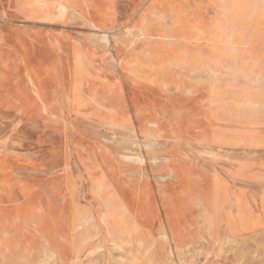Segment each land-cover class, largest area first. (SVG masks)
Returning a JSON list of instances; mask_svg holds the SVG:
<instances>
[{
	"label": "rangeland",
	"instance_id": "374dc122",
	"mask_svg": "<svg viewBox=\"0 0 264 264\" xmlns=\"http://www.w3.org/2000/svg\"><path fill=\"white\" fill-rule=\"evenodd\" d=\"M142 2L68 0L62 8L55 0H0V36L18 27L34 35L56 65L53 81L61 76L68 87L53 92L58 112L27 104L26 114L0 89L1 98H11L0 105V264H264V20L248 26L232 61L223 60L224 78L206 83L162 64L182 62L180 48L196 61L201 48L194 43L165 46L125 33L138 23ZM18 4L26 11L41 6L51 19L29 23L17 15ZM99 10L112 44L89 22ZM219 45L227 56V45ZM0 62L13 83L21 79L22 58L1 42ZM89 84L97 90L89 92ZM97 177L125 207L123 225L134 243L126 251L110 246L103 206L92 193ZM80 203L96 204L90 230L97 235L80 262L57 259L44 236L59 237L72 254L82 236L72 228ZM235 226L236 239L226 240ZM164 233L191 249L179 252L175 242H163ZM139 243L157 250L153 261L136 259Z\"/></svg>",
	"mask_w": 264,
	"mask_h": 264
},
{
	"label": "bare ground",
	"instance_id": "6f19581e",
	"mask_svg": "<svg viewBox=\"0 0 264 264\" xmlns=\"http://www.w3.org/2000/svg\"><path fill=\"white\" fill-rule=\"evenodd\" d=\"M29 1L30 0H28V2ZM55 1L62 8L65 4L68 5V0ZM185 1L186 0H143L138 23L131 27L127 26V31H125V33L129 36L135 38L137 37L139 39H145L151 42L159 41L160 43L165 44V46L173 45L175 41L182 46L186 42L194 43L196 47L201 48L200 54L199 56H197L199 57V59H196V61L191 63L189 60L194 56V53L192 54V51L188 50L187 48H180L178 49L179 54H185L182 57V62H178L177 59H171L169 62H163L162 64H164L165 69H167L170 73L178 72L179 74L188 77L193 76V74H197L200 75L206 83L208 80H210L212 83L216 84V80L224 78L225 71L229 66L227 63H224L223 60L229 58L230 61H232L231 59L238 53L236 46L244 45L248 40L251 34V30L248 26L254 23V26L257 29L258 24L263 23L264 17H259V15L264 12V0H188L194 7L193 17L192 10H189L186 7ZM29 5L31 6L32 4ZM101 6L102 4H100L99 8ZM17 7L19 9V12L20 10L23 12H21V18L32 20V24H36L37 21L51 19L46 11L39 9L41 8V6L39 8L35 6L30 10L27 9V11L19 4ZM96 12L92 15L91 18H89V22L97 30L103 32V37L107 44H112L111 37L113 38L114 32L109 29H101V24L103 23L104 17L101 14L100 10L97 13ZM2 14L4 16H9L6 7L3 8ZM255 18H261L262 20H257ZM28 38V35H24L25 41L28 40ZM0 39L3 41H8V44H11L12 41L14 42V40H16L14 37H10L8 34L1 35ZM219 44L227 45L223 46L227 56H223L222 53L220 54L218 52V50L220 49ZM23 51L24 65L21 70L26 73L25 78H27V80L21 81L22 77L20 76L21 79L13 83L10 70H8L7 67L0 62V89L7 91L8 94H12V100L18 101L21 104L22 113L24 114H26L27 112H31V109L27 106V104H29L30 106H41V108L43 107L46 112H58L55 111L56 98L53 96V92L55 88H57V86L61 89L62 92H66L68 88L66 86L67 81L65 80V78L63 80L61 76L60 78H57L59 81H56V79H54L53 81L52 75L53 73H56L57 70L52 69L48 74L44 73L41 67L36 66L33 63L32 51L28 49H23ZM154 54L156 55L157 52H154ZM219 56H222L221 59H219ZM126 64H130V66H137L136 64L138 63L134 60L128 59L126 61ZM62 81H64L63 88ZM164 85L165 88L168 87L166 82L164 83ZM181 85V83H175L174 89H180L182 87ZM191 88V86L188 87V92L191 91ZM107 91L108 90L106 89V91L102 90L101 92ZM11 98L0 97V105L4 108L6 107L4 106V104L10 105L11 103L9 100H11ZM221 112L222 110L218 111L217 114H220ZM140 144L141 147H143V144ZM140 159L141 161L147 160V158L145 159V156L142 155ZM92 182L93 197L97 198L96 201L100 202V205L103 206L105 212L104 222L107 227L108 235H111L112 241V245L110 246H113L114 249H120L124 251L130 249L134 243L131 241L132 236H130V232L128 230H125L123 225L125 220V207L118 201H116L117 199L115 197L107 196L106 190L103 187V182L100 177L94 178ZM174 204L179 208V199H174ZM91 205H82L80 203L76 204L75 206V220L73 221L72 228L75 232L74 234H77V236L82 234V236L78 241L76 240L74 242L73 245L75 247L71 248L73 256L71 253L68 255L69 257L65 255L66 249L64 246L59 244L60 238L55 235L53 236L48 232L44 236V239L46 241L45 245L47 244L45 250H49L57 259L65 260L75 258L77 262H80L83 258V255H85L86 253L85 250L88 248L89 243H92L91 240L94 239V237L97 235V230L95 232H91L90 230L91 227L94 226L93 222L96 218L94 209L96 204ZM175 206L174 208H177ZM239 232L240 230H238L235 226L234 230L230 231L231 235L233 236L227 235L225 239L229 241L232 237L235 240L237 237L236 235L239 234ZM56 240L58 241V243ZM168 241L170 243L175 242V247L179 252L185 253V251L191 249L189 248L191 246H187L181 249V246H179V243L176 242V238L174 236L171 237V235H169L168 233H164L163 242L168 243ZM102 247L103 245L97 246V248L99 249ZM153 248V245L145 246L143 243H139L135 251L136 259L139 260L142 255H145L146 259L148 258L149 261H153L155 259L157 251ZM110 251L111 249L109 248L108 252Z\"/></svg>",
	"mask_w": 264,
	"mask_h": 264
},
{
	"label": "crops",
	"instance_id": "0c3cea01",
	"mask_svg": "<svg viewBox=\"0 0 264 264\" xmlns=\"http://www.w3.org/2000/svg\"><path fill=\"white\" fill-rule=\"evenodd\" d=\"M17 15L20 16V17L22 16V14H17ZM24 20H26L29 23L32 21V20H29V19H24ZM18 29H19V27L17 28V30H13V31L8 33V35L10 37H14L15 39L17 38L16 40H14V42L12 41L11 44H8V41H3V40L0 39V42H1L2 46L4 45L7 48L13 49L16 53H18L20 55V57L22 58L23 62H24V59H23L24 51H23V49H28V50L32 51L33 63L36 66L41 67V69H42V71H44V73L48 74L52 69H56L57 70L56 65L50 63L48 61L47 57L44 54H42L43 50L41 49V51H40V49L37 47L36 42L32 38L34 35H29V33L27 31H24V30H22V32L19 33ZM24 35H28V37H29L28 40L25 41L23 39ZM20 38H22V40H19ZM20 76L22 77L21 81L27 80V78H25L26 77V73L24 71H21ZM86 87L90 88L89 92L97 90L96 87H94L91 84L87 85ZM78 91H79V89H76V92H78ZM0 92H2V91L0 90ZM54 92H62V91H61L60 88L57 87V88H55Z\"/></svg>",
	"mask_w": 264,
	"mask_h": 264
}]
</instances>
